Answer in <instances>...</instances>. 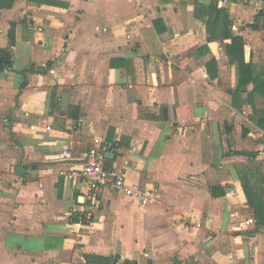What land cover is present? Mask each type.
<instances>
[{"label": "crops", "instance_id": "obj_1", "mask_svg": "<svg viewBox=\"0 0 264 264\" xmlns=\"http://www.w3.org/2000/svg\"><path fill=\"white\" fill-rule=\"evenodd\" d=\"M263 10L264 0H0L13 65L0 72V264H264V225L241 183L264 187V94L248 102L253 85L239 88L224 36L243 39L259 75L264 30L250 26ZM99 146L142 200L86 195L75 176Z\"/></svg>", "mask_w": 264, "mask_h": 264}, {"label": "trees", "instance_id": "obj_2", "mask_svg": "<svg viewBox=\"0 0 264 264\" xmlns=\"http://www.w3.org/2000/svg\"><path fill=\"white\" fill-rule=\"evenodd\" d=\"M11 0H9L10 2ZM225 18V13L222 10L216 11L215 17V28L219 27L222 24V20ZM227 24V21H225ZM254 31H263L264 30V10L260 11L258 15L255 17L253 24L250 26ZM212 38H215V32ZM225 37H229L231 43L226 46V53L229 60L233 63L238 64V71H239V88H244L248 84L253 85L252 94L248 96V102H251L252 96L256 93L264 94V71L259 73V75L254 74V66L250 63L244 62L243 50H244V43L243 39L240 36L233 35L232 33L224 34ZM10 37V47L13 45L14 39V32L11 30L9 33ZM211 64H215L211 62ZM210 64V65H211ZM12 53L10 49L0 50V72L4 71H12ZM24 73L27 70L23 71ZM238 96L234 95V98ZM253 113H256L255 108H253ZM263 182V177L259 179ZM242 188L244 194L246 196L247 205L249 208L253 210L255 220L258 225H264V187H255L251 186L249 182V178L247 176L241 177ZM218 188L214 189L213 195L220 196L221 194L217 191Z\"/></svg>", "mask_w": 264, "mask_h": 264}, {"label": "built area", "instance_id": "obj_3", "mask_svg": "<svg viewBox=\"0 0 264 264\" xmlns=\"http://www.w3.org/2000/svg\"><path fill=\"white\" fill-rule=\"evenodd\" d=\"M104 147H93L85 156L84 165L76 173L83 183L86 195L111 190L130 199L142 200L143 194L137 185L130 184L124 172L106 168L107 159Z\"/></svg>", "mask_w": 264, "mask_h": 264}, {"label": "rangeland", "instance_id": "obj_4", "mask_svg": "<svg viewBox=\"0 0 264 264\" xmlns=\"http://www.w3.org/2000/svg\"><path fill=\"white\" fill-rule=\"evenodd\" d=\"M261 164V163H260ZM262 165V164H261ZM217 166L218 165H216V170H218L217 169ZM239 166L240 165H236V167H238L239 168ZM11 168H10V170H13V167L12 166H10ZM244 167V166H243ZM242 166H241V168H243ZM246 167L247 168H249V169H251V170H263V167H261L260 168V166H259V164L257 163V162H252V163H249L248 165H246ZM0 170H5L4 169V167L3 166H0Z\"/></svg>", "mask_w": 264, "mask_h": 264}, {"label": "water", "instance_id": "obj_5", "mask_svg": "<svg viewBox=\"0 0 264 264\" xmlns=\"http://www.w3.org/2000/svg\"><path fill=\"white\" fill-rule=\"evenodd\" d=\"M20 172H21V168L17 167V168L15 169V173H16V174H20Z\"/></svg>", "mask_w": 264, "mask_h": 264}]
</instances>
